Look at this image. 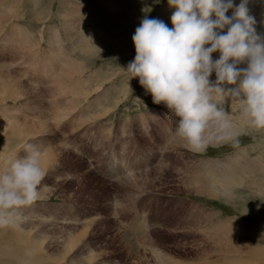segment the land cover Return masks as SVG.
<instances>
[{"label":"rangeland","instance_id":"374dc122","mask_svg":"<svg viewBox=\"0 0 264 264\" xmlns=\"http://www.w3.org/2000/svg\"><path fill=\"white\" fill-rule=\"evenodd\" d=\"M0 120L29 170L0 225L31 256L197 264L228 235L211 264H264V0H0ZM197 168L246 187L201 196Z\"/></svg>","mask_w":264,"mask_h":264},{"label":"bare ground","instance_id":"6f19581e","mask_svg":"<svg viewBox=\"0 0 264 264\" xmlns=\"http://www.w3.org/2000/svg\"><path fill=\"white\" fill-rule=\"evenodd\" d=\"M88 1V0H87ZM90 1V0H89ZM92 1V0H91ZM229 1V0H228ZM236 1V0H235ZM239 2V1H238ZM237 2H235L236 4ZM204 4V3H203ZM109 5V4H108ZM204 5H202L203 7ZM237 6V4H236ZM239 6V5H238ZM237 6V7H238ZM241 6V5H240ZM239 6V7H240ZM244 6V5H243ZM107 7V6H106ZM111 7V5H110ZM108 7V8H110ZM234 10V9H233ZM229 14V13H228ZM190 16V15H189ZM187 17V16H186ZM185 17V18H186ZM92 21V20H91ZM93 22V21H92ZM63 24V23H62ZM63 27V26H62ZM227 31V30H226ZM25 34V33H24ZM14 35V34H13ZM19 35V34H18ZM24 36V35H23ZM69 37V41H72V36H67V38ZM17 38V37H16ZM15 38V39H16ZM19 39V38H18ZM10 40V39H9ZM24 40V39H23ZM14 41V40H13ZM21 41V40H20ZM23 42V41H22ZM26 42L28 44V46L31 45V43H33V41L30 39V38H26ZM24 43V42H23ZM25 47H26V44H24ZM40 48V47H39ZM82 49V47H81ZM87 49V48H86ZM36 51V50H35ZM33 52L32 54V59L35 61V63L33 62V66L35 64H37V62H39L37 60L38 56V53L37 51L36 52ZM86 51V50H85ZM39 52V50H38ZM226 53V52H225ZM52 55V54H51ZM46 58V57H45ZM44 58V59H45ZM51 58V57H50ZM56 58V57H55ZM177 57H175L176 59ZM70 62V61H69ZM42 63V62H41ZM63 64V63H62ZM199 65V64H198ZM174 66V65H173ZM66 67V66H65ZM72 69V67H71ZM62 70V69H61ZM181 71V70H180ZM37 72V71H36ZM64 73V72H63ZM62 73V74H63ZM73 73V72H71ZM67 74V73H66ZM65 76V75H64ZM67 76V75H66ZM65 76V77H66ZM62 78V77H61ZM212 78V77H211ZM60 79V78H59ZM61 80V79H60ZM60 82V81H59ZM64 83V82H63ZM63 86V85H62ZM61 87V86H60ZM58 89H62L63 88H58ZM63 118V117H62ZM61 118V119H62ZM67 118V117H66ZM66 118H63L66 120ZM60 119V118H59ZM2 121V120H0ZM7 123L9 122V120H5ZM61 121V120H60ZM59 123V122H58ZM16 127H13V129H15ZM219 132V131H218ZM226 130L224 132H221V133H217L215 136H213L214 138H212L214 141H218V140H221L223 141L225 135H226ZM5 134H8L9 136L11 134H13V131L10 129V128H5V127H0V153H2V148H6L5 151L7 150V147L12 145V144H9L5 139H3V135ZM3 137V138H2ZM6 138V136H5ZM3 148V149H4ZM4 152V151H3ZM236 159V158H235ZM238 159L240 160V156L238 157ZM254 163V162H253ZM231 164V163H230ZM10 165V167H9ZM13 165H19L17 163H14ZM222 165H225V164H222ZM232 165V164H231ZM238 165L239 168L242 170V171H249L251 169V166H254V165H247V161H246V165H245V162L243 160L242 163H239ZM258 165V164H257ZM225 167V166H223ZM256 169L260 168V167H255ZM264 168V167H263ZM226 169V167H225ZM254 169V167L252 168ZM251 169V170H252ZM233 170V168H232ZM231 170V171H232ZM250 170V171H251ZM6 171H10V172H13V173H17L18 174V179L16 180H19V183H18V186L17 188L11 192V189L8 190V187L9 185H4V184H1L0 182V203L2 201H4L3 197L5 195H10V196H17L19 194L22 193V191L28 186V181H27V174H28V168H25L23 171L19 170L18 168H15L12 166V164L10 163L8 157L5 158L4 154H1L0 155V174H4V172ZM231 171H228V169L226 171H224V173H219V172H215V170H208L207 173H211L213 172L212 174L208 175L209 178L207 177L206 179H209V180H206L205 177L202 176L201 173H199V170L198 168L197 169H193L191 170V175H192V180L189 181L190 183V187H192L199 195L201 196H205V197H211V198H220V199H226L228 197V195L231 193V191L233 190V188H237L236 187V184H238V186H243V187H246L243 185L244 182L241 183V178L239 179L237 177H233V174L235 173H232ZM253 171V170H252ZM239 172V171H237ZM256 172V171H255ZM264 173V172H263ZM242 174V173H241ZM247 174V173H246ZM222 176V178H221ZM199 178H204V180H198ZM237 178V179H235ZM1 180H4V178L0 177V181ZM257 180V179H256ZM259 180V179H258ZM5 181V180H4ZM261 183V188L264 189V181L260 182ZM247 189V188H246ZM220 191V192H219ZM8 192H11L10 194ZM210 199V198H209ZM227 200V199H226ZM224 201V200H223ZM5 202V201H4ZM204 209V208H203ZM5 221V218L4 217H0V222H4ZM208 224V223H207ZM17 226V225H16ZM15 226V227H16ZM3 229H4V226L0 225V260H7L13 264H54L52 263V261L49 259V258H46L43 254L40 255V256H37L35 257L34 255L31 256V254L33 253V251L35 250V244L34 243H31L29 244V242H27L26 240L24 239H20L18 241V245H17V239L16 237H20L21 236V229L18 230L17 232H3ZM139 230V229H138ZM140 231V230H139ZM139 231H138V234H139ZM131 232V231H130ZM14 234L13 236H7L8 234ZM133 234V233H132ZM226 236L228 235H222L220 238H223V239H217V240H213L211 241L212 243H214V245L212 246V248H207V249H202L201 251L199 250L197 253H196V260L200 261V262H196L197 264H211L212 263V256L211 254L215 253V251H221V250H224V251H227L228 248H230V239H228ZM126 237V236H125ZM128 237V236H127ZM29 238V236H28ZM36 239V238H34ZM71 239V238H70ZM69 241V240H68ZM37 242V241H36ZM39 242V241H38ZM70 243V242H69ZM19 246V248H18ZM203 246V244H202ZM70 251V250H69ZM68 251V252H69ZM214 251V252H213ZM155 253V252H154ZM225 253V252H224ZM66 255V254H65ZM157 255V254H156ZM158 256V255H157ZM216 256V255H215ZM214 257V256H213ZM155 258H157L155 256ZM158 259V263L156 262V264H181V263H178V262H174V261H171L172 259H169V258H157ZM154 261V260H153ZM216 263V262H215ZM155 264V263H153Z\"/></svg>","mask_w":264,"mask_h":264}]
</instances>
